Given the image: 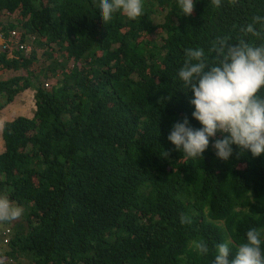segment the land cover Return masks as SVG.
Segmentation results:
<instances>
[{
    "label": "trees",
    "instance_id": "1",
    "mask_svg": "<svg viewBox=\"0 0 264 264\" xmlns=\"http://www.w3.org/2000/svg\"><path fill=\"white\" fill-rule=\"evenodd\" d=\"M143 4L104 24L100 0H0V37L28 42L0 54V195L24 209L4 264H212L219 243L231 260L248 230L264 240V154L233 145L223 161L210 138L193 162L168 140L185 116L202 127L178 78L185 50L261 43L243 29L264 0H195L190 16Z\"/></svg>",
    "mask_w": 264,
    "mask_h": 264
},
{
    "label": "clouds",
    "instance_id": "2",
    "mask_svg": "<svg viewBox=\"0 0 264 264\" xmlns=\"http://www.w3.org/2000/svg\"><path fill=\"white\" fill-rule=\"evenodd\" d=\"M211 2L216 7L221 6V0ZM230 2L235 4L236 0ZM176 4L181 14L190 16L195 0H176ZM99 12L104 24L110 22L117 12L131 20L145 15L143 0H100ZM243 32L245 36L250 34L261 43L240 38L233 44L225 36L216 38L207 53L202 47L185 50L186 58L179 69L178 78L185 89L182 92L185 95L192 93L189 103L195 110L191 115L202 127L194 128L185 116L174 123L168 140L193 162L203 158L210 138H215L212 147L215 155L223 161H228L232 156L233 145L241 152L250 150L253 157L264 154V95L261 94L264 91V17L254 16ZM11 45L24 49L28 42L19 44L17 30H12L9 35L0 37V54ZM171 98H167L166 102ZM217 133L222 138H216ZM167 155L164 151L162 156ZM23 211L7 195H0V222L19 219ZM180 222L190 224L192 221L182 216ZM10 226L7 224L0 229L2 246H6L10 240ZM246 238L231 260L229 243L217 244L212 264H264L261 232L252 228L247 231ZM192 248L198 254L208 252L202 239L193 241ZM12 263L15 264V261ZM0 264H4L3 257L0 258Z\"/></svg>",
    "mask_w": 264,
    "mask_h": 264
},
{
    "label": "rangeland",
    "instance_id": "3",
    "mask_svg": "<svg viewBox=\"0 0 264 264\" xmlns=\"http://www.w3.org/2000/svg\"><path fill=\"white\" fill-rule=\"evenodd\" d=\"M55 79H56V78H52L51 80H49V83H48V85H47L46 87L49 88L50 85H51V83H53V82L55 81ZM19 104H22V101H20ZM5 225H7L6 222H0V229H1V227L4 228ZM0 235H2V232H1V231H0ZM0 246H1V247H0V251H1V250L4 249L5 246H2V245H0Z\"/></svg>",
    "mask_w": 264,
    "mask_h": 264
}]
</instances>
